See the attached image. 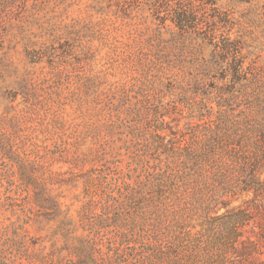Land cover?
Instances as JSON below:
<instances>
[{"label":"rangeland","instance_id":"374dc122","mask_svg":"<svg viewBox=\"0 0 264 264\" xmlns=\"http://www.w3.org/2000/svg\"><path fill=\"white\" fill-rule=\"evenodd\" d=\"M258 128L264 0H0V264H264Z\"/></svg>","mask_w":264,"mask_h":264},{"label":"trees","instance_id":"16d2710c","mask_svg":"<svg viewBox=\"0 0 264 264\" xmlns=\"http://www.w3.org/2000/svg\"><path fill=\"white\" fill-rule=\"evenodd\" d=\"M242 137L245 142L240 141L230 150L229 166L242 176L244 186L241 191L253 192V199L220 217L227 216L236 223V226L238 225L237 227H240L253 219L248 213L256 210L261 212L262 225L264 224V129L258 128L247 137ZM232 192V194L236 193L234 190ZM261 225L257 224V227L260 228Z\"/></svg>","mask_w":264,"mask_h":264}]
</instances>
